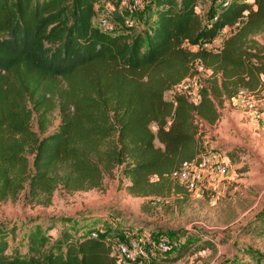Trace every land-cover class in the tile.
I'll use <instances>...</instances> for the list:
<instances>
[{
    "label": "trees",
    "instance_id": "16d2710c",
    "mask_svg": "<svg viewBox=\"0 0 264 264\" xmlns=\"http://www.w3.org/2000/svg\"><path fill=\"white\" fill-rule=\"evenodd\" d=\"M101 1L0 0V201L28 187L50 203L58 187L100 189L117 169L136 196L187 191L176 172L207 151L202 126L220 120L226 100L262 87L264 0H213L207 19L200 0H151L141 30L116 11L115 32L95 25ZM234 25L218 51L195 49ZM196 63L210 72L199 99H168ZM104 215L78 218L56 238L57 224L76 218L0 221V264H122L107 237L92 235Z\"/></svg>",
    "mask_w": 264,
    "mask_h": 264
},
{
    "label": "rangeland",
    "instance_id": "374dc122",
    "mask_svg": "<svg viewBox=\"0 0 264 264\" xmlns=\"http://www.w3.org/2000/svg\"><path fill=\"white\" fill-rule=\"evenodd\" d=\"M150 1L102 0L96 5L95 25L107 29L106 21L115 25V31L120 30L121 24L115 18L118 11L127 24L141 30L148 23ZM213 4V0H200L198 11L204 19ZM209 73L200 76L204 79ZM57 83L60 88L66 87V81ZM175 92L177 88L166 92V97L171 99ZM49 98L58 104L56 94ZM258 105L264 112V101ZM220 110V120L206 123L201 129L207 151H216L220 160L229 163L226 179L219 178L202 190L187 189L163 198L142 197L128 191L129 181L117 169L114 176H106L100 189L71 192L58 187L50 203L44 195L33 199L27 187L17 199L0 201V221L23 227L36 216L80 217L103 210L104 219L94 221L100 225L95 229L98 236L107 237L117 248L134 236L144 235L151 247L149 258L122 259V264H264V236L256 233L264 227V120L256 122L234 100H226ZM51 119L52 131L60 122L57 109ZM152 128L155 132L158 129L156 124ZM227 151L232 154L230 157ZM65 226L64 222L58 223L50 232L53 238ZM70 226L74 227L75 222ZM162 235L171 244L165 254L153 244Z\"/></svg>",
    "mask_w": 264,
    "mask_h": 264
},
{
    "label": "built area",
    "instance_id": "2783aa9c",
    "mask_svg": "<svg viewBox=\"0 0 264 264\" xmlns=\"http://www.w3.org/2000/svg\"><path fill=\"white\" fill-rule=\"evenodd\" d=\"M106 30L115 31V25L108 24L106 21ZM239 25V23H237ZM234 26L223 27L217 37L211 41H201L196 44L195 49L207 48L218 51L222 47L223 40L229 36L235 29ZM198 74L185 78L181 83L174 86L170 91L177 88L175 95H186L192 100L199 99L198 91L202 85L201 73L208 71L202 63L195 64ZM264 83L259 90L248 92L242 91L238 97L233 98L235 102L238 101L243 107L248 110L250 115H254L258 122L264 120V112L258 107V103L264 101ZM220 156L216 151H206L201 154L200 158L196 161L185 163L178 172L176 177L179 179L188 190H196L206 188L207 185H213L219 178L226 179L229 176V163L226 160H220ZM93 236H98L96 231L92 232ZM154 246L162 253H167L171 249L170 239L166 235L159 236ZM152 245V244H151ZM150 245L147 243L144 235H138L131 238L130 241L119 244L116 248L117 254L121 260H138L143 257L149 258Z\"/></svg>",
    "mask_w": 264,
    "mask_h": 264
},
{
    "label": "crops",
    "instance_id": "0c3cea01",
    "mask_svg": "<svg viewBox=\"0 0 264 264\" xmlns=\"http://www.w3.org/2000/svg\"><path fill=\"white\" fill-rule=\"evenodd\" d=\"M199 2H200V1H199ZM247 118L249 119V114H248ZM251 118L254 119V120H256V122H258L257 119H255V116L252 115V114H251ZM252 121H253V120H252ZM86 216H91V215H85V216H80V217H78V216H74V218H76V219H75L73 222H75V225H76L77 222H78V218H83V217H86ZM97 220L100 221L98 218H95V219H93L92 221H93V223H98V222H94V221H97ZM92 221H91V222H92ZM73 222H71V223H73ZM71 223H69V224L66 223V226H67V225L70 226ZM99 226H100V225H99ZM74 227H75V226H74ZM74 227H72V228H74Z\"/></svg>",
    "mask_w": 264,
    "mask_h": 264
}]
</instances>
